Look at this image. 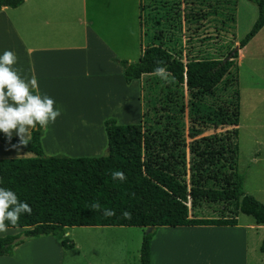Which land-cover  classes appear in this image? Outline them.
Wrapping results in <instances>:
<instances>
[{
    "label": "trees",
    "instance_id": "obj_1",
    "mask_svg": "<svg viewBox=\"0 0 264 264\" xmlns=\"http://www.w3.org/2000/svg\"><path fill=\"white\" fill-rule=\"evenodd\" d=\"M23 1L0 0V9L17 7ZM249 1L256 5L257 17L240 40L242 47L264 25V0ZM237 56V50L232 48L225 58L184 64L163 45L152 44L142 48L136 61L120 60V64L129 83L154 73L157 61H162L159 66H167L176 85H185L194 104L199 97L214 93L216 85L230 73ZM234 81L238 83L237 72ZM221 110L213 117L208 115L212 127L238 125V89L234 108L229 113ZM157 125L154 122L145 126L142 121L118 124L115 118H108L104 121L107 153L80 157L45 155L40 141L43 127L39 125L32 130L27 146L19 145L18 137L9 140L0 132L1 142L35 153L33 157L0 158V187L14 191L20 201L32 208L31 215H21L17 225L8 227H30L24 231L25 238L51 235L64 248H70L73 245L64 236L66 227L140 226L145 229L139 264H150L152 231H145L149 226L236 225L239 213L264 224V202L246 191L245 172L237 168L238 129L194 141L189 148L188 165L180 143L181 124L175 122L172 127L163 128ZM190 133L196 136L201 131L192 127ZM115 170L123 171L126 181L113 180L111 173ZM94 202H99L101 211L91 209ZM189 202L192 207L202 202L231 204L233 209H228L230 215L197 217L190 214ZM105 208L116 214L105 217ZM125 210L131 213V219L123 218ZM18 235L0 237V255L11 254V241Z\"/></svg>",
    "mask_w": 264,
    "mask_h": 264
},
{
    "label": "crops",
    "instance_id": "obj_2",
    "mask_svg": "<svg viewBox=\"0 0 264 264\" xmlns=\"http://www.w3.org/2000/svg\"><path fill=\"white\" fill-rule=\"evenodd\" d=\"M140 2L24 0L17 7L0 9V55L13 51L18 57L14 67L22 78L35 75L39 93L53 98L54 107L62 113L55 123L43 127L41 144L44 132L55 130L66 142L84 137L81 151L100 156L107 151L106 119L131 123L122 116L133 114L135 121H141L140 78L127 83L120 64V60L131 63L140 56ZM263 30L264 25L242 49ZM73 132L81 134L76 137ZM202 137L201 133L192 135L194 141ZM14 146L0 141V158L35 156ZM76 147L66 148L65 155L83 156L72 153ZM255 195L261 199L264 189ZM244 223L239 213L236 225L152 227L150 264H248L247 230L253 224ZM18 229L8 227L0 237L14 235ZM65 251L51 235L24 238L13 245L11 254L0 255V264H63Z\"/></svg>",
    "mask_w": 264,
    "mask_h": 264
},
{
    "label": "rangeland",
    "instance_id": "obj_3",
    "mask_svg": "<svg viewBox=\"0 0 264 264\" xmlns=\"http://www.w3.org/2000/svg\"><path fill=\"white\" fill-rule=\"evenodd\" d=\"M256 17L257 7L249 0H141L138 46L141 54L143 47L161 44L184 64L198 59H222L236 48L238 56L230 73L216 85L212 95H203L194 104L185 85H176L171 76L169 82L154 73L141 76L140 118L145 126L155 122L162 128L179 122L183 127L180 143L186 151L188 165L189 148L194 141L190 133L192 127L200 129L203 137L238 129L237 168L245 172L246 191L258 198L255 193L264 189V30L244 49L240 46V40ZM236 72L238 83L234 81ZM237 89L238 125L212 127L208 115L213 117L220 109L229 113L236 103ZM122 117L131 123L118 119V124L139 122L134 120L133 114ZM72 134L78 137L81 133ZM61 139L55 130L45 131L42 142L45 155H65L66 148L77 146L78 150L72 153L86 156L85 151H81L84 137L69 142ZM106 152L105 149L101 155ZM186 179L189 182V171ZM260 198L264 202V195ZM188 206L191 215L205 218L230 215L228 209H233L231 204L208 202L194 207L189 202ZM242 221L253 224L247 230L248 264H264V227L256 228L255 221L248 215L242 214ZM29 228H20L14 235L24 234ZM144 229L140 226L68 227L64 236L73 246L64 248L63 264H139ZM66 232L70 235L66 236Z\"/></svg>",
    "mask_w": 264,
    "mask_h": 264
},
{
    "label": "clouds",
    "instance_id": "obj_4",
    "mask_svg": "<svg viewBox=\"0 0 264 264\" xmlns=\"http://www.w3.org/2000/svg\"><path fill=\"white\" fill-rule=\"evenodd\" d=\"M18 57L11 50H5L0 55V132H3L9 140L15 133L19 137V145L27 146L31 139L33 129L46 127L49 123H55L61 116V110L55 108V101L50 96L39 93L38 80L35 75L30 79L22 78L14 67ZM162 61H157L154 75L163 81L169 82L171 73L167 66H159ZM17 147V146H14ZM113 180L126 181L123 171L115 170L111 173ZM91 209L101 211L99 202H94ZM31 206L20 201L17 194L7 188L0 187V233L8 231V225L15 226L23 214L31 215ZM105 217L114 216L111 209H103ZM125 219H131V213L122 212ZM7 222V223H6ZM70 233L66 232V236Z\"/></svg>",
    "mask_w": 264,
    "mask_h": 264
},
{
    "label": "water",
    "instance_id": "obj_5",
    "mask_svg": "<svg viewBox=\"0 0 264 264\" xmlns=\"http://www.w3.org/2000/svg\"><path fill=\"white\" fill-rule=\"evenodd\" d=\"M236 49V48H235ZM152 229V227H148L147 228V233L150 232ZM25 238V235L24 234H19L18 236L14 237V239L11 241V244H15L21 240H23Z\"/></svg>",
    "mask_w": 264,
    "mask_h": 264
}]
</instances>
